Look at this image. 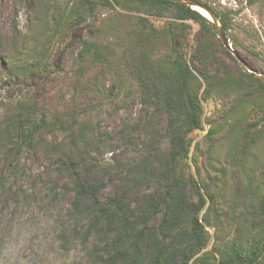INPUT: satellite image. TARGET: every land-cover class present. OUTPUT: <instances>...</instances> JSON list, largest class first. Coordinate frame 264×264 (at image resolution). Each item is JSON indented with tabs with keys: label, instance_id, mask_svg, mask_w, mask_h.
Returning <instances> with one entry per match:
<instances>
[{
	"label": "rangeland",
	"instance_id": "1",
	"mask_svg": "<svg viewBox=\"0 0 264 264\" xmlns=\"http://www.w3.org/2000/svg\"><path fill=\"white\" fill-rule=\"evenodd\" d=\"M206 1L226 15L229 28L223 32L230 46L229 53L215 49L216 63L209 72L223 76L226 67L238 76L246 70L264 86V0ZM44 2L0 0V117L23 97L37 100L44 112L74 109L79 121L94 129L92 142L96 145L86 146L82 155L96 165L97 176L106 183L101 190L103 198L120 178L114 169L117 164L133 162L148 149L167 147L165 120L162 115L152 117L155 110L138 97L135 81L113 61L108 66L97 63L79 75L77 40L90 36L91 29L82 24L63 41L47 38L40 12ZM46 3L51 11L52 0ZM107 13L103 8L95 11L96 15ZM166 20L150 17L158 28ZM185 24V59L195 67L191 54L202 32L196 22ZM215 31V41H219ZM1 55L15 62L47 64L51 70L8 79V63ZM198 96L203 129L190 133L189 156L194 160L189 159L183 169L215 194L217 212L208 216V243L195 257L211 251L216 259L208 255L202 264H217L220 252L233 245L246 248L254 239L264 237V215L254 213L251 200L254 188L264 184V106L261 99L240 102L241 94L231 88L204 98L202 87ZM211 129L214 133L209 136ZM131 132L132 137H123ZM55 137L60 139L63 134L55 133ZM54 158L52 154L22 151L16 156L15 176L4 175L5 186L0 189V264H99L94 258L102 257V243L87 235L88 219L73 209V192L60 188L66 176L55 168ZM48 178L57 183L55 196L44 184ZM132 200L133 204L140 202L138 197ZM259 264H264V257Z\"/></svg>",
	"mask_w": 264,
	"mask_h": 264
},
{
	"label": "trees",
	"instance_id": "2",
	"mask_svg": "<svg viewBox=\"0 0 264 264\" xmlns=\"http://www.w3.org/2000/svg\"><path fill=\"white\" fill-rule=\"evenodd\" d=\"M46 1L40 8L44 35L63 41L74 27L85 24L90 28V36L77 40L79 75L97 63L108 66L113 61L135 81L138 97L155 110L152 117H164L167 147L148 149L133 162L117 164L114 169L120 178L112 192L101 198L106 183L97 176L96 165L82 155L86 146L96 145L92 142L94 129L79 121L74 109L44 112L37 100L23 97L0 117V189L5 186L7 174L15 176L19 153L52 154L55 168L66 176L60 188L73 192V209L88 219L87 235L102 243V257L94 258L99 264H202L208 255L215 260L211 251L195 257L208 243V216L217 212L215 194L183 169L189 159L194 160L189 156L192 144L189 135L203 129L198 93L203 87L206 98L209 93L231 88L241 94L240 102L261 99L264 106L263 84L246 70H241L238 76L226 67L223 76L209 72L208 68L216 63L215 49L227 53L229 50L221 40L215 41L214 23L184 3L52 0L50 11ZM194 1L210 10L223 30L229 28L226 15L210 2ZM97 8L108 13L96 15ZM150 17L167 20L158 28ZM189 20L196 22L202 32L191 54V60L197 63L195 67L185 59V21ZM1 56L8 63V79L50 69L40 62H15L9 56ZM58 132L63 134L60 139L55 137ZM208 133L210 136L214 132L211 129ZM132 134L123 137L127 139ZM146 137L152 145L150 137ZM44 184L52 196L57 194L54 179L48 178ZM258 189L252 192L251 200L255 203L252 210L264 215V184ZM192 195L196 198L192 199ZM134 197L139 198L138 204H133ZM220 254L217 264H259L264 257V237L254 239L246 248L233 245Z\"/></svg>",
	"mask_w": 264,
	"mask_h": 264
},
{
	"label": "water",
	"instance_id": "3",
	"mask_svg": "<svg viewBox=\"0 0 264 264\" xmlns=\"http://www.w3.org/2000/svg\"><path fill=\"white\" fill-rule=\"evenodd\" d=\"M173 1H177V2H181V3H184L186 5H189L191 6L192 8L194 6H198L200 8H202L203 10H205L207 13H208V19L214 23L215 25V28L217 29V33H218V37L219 39L221 40L222 44L227 47L228 49L230 48L229 46V42L223 32V29L221 28L219 22L217 21L215 15L210 11L208 10L206 7L202 6L201 4L197 3L196 1L194 0H173Z\"/></svg>",
	"mask_w": 264,
	"mask_h": 264
},
{
	"label": "bare ground",
	"instance_id": "4",
	"mask_svg": "<svg viewBox=\"0 0 264 264\" xmlns=\"http://www.w3.org/2000/svg\"><path fill=\"white\" fill-rule=\"evenodd\" d=\"M194 9L198 10L199 12H201V14H203L204 16L208 17V13L203 10L202 8L198 7V6H194Z\"/></svg>",
	"mask_w": 264,
	"mask_h": 264
}]
</instances>
